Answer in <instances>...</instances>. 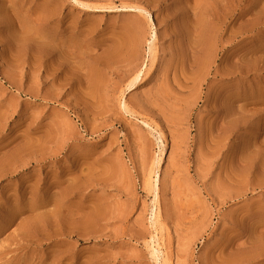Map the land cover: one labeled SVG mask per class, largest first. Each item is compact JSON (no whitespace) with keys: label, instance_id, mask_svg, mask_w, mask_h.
Wrapping results in <instances>:
<instances>
[{"label":"rangeland","instance_id":"rangeland-1","mask_svg":"<svg viewBox=\"0 0 264 264\" xmlns=\"http://www.w3.org/2000/svg\"><path fill=\"white\" fill-rule=\"evenodd\" d=\"M77 1L0 0V264H264V0Z\"/></svg>","mask_w":264,"mask_h":264},{"label":"bare ground","instance_id":"bare-ground-1","mask_svg":"<svg viewBox=\"0 0 264 264\" xmlns=\"http://www.w3.org/2000/svg\"><path fill=\"white\" fill-rule=\"evenodd\" d=\"M74 3L84 7V5H82L80 2H78L77 0H72ZM86 8H88L87 6H85ZM89 9V8H88ZM95 10H98V11H112V10H116V11H120V12H141L142 10L138 7H135V6H130V5H123L121 7H116V8H110V6L108 8H100V9H95ZM135 24V23H134ZM152 36H155V33L152 31ZM138 78H139V75H137L133 81L130 83L129 88H133L136 84V82L138 81ZM158 159V158H157ZM159 163V162H158ZM156 164V163H155ZM152 171H150L151 173ZM155 173V172H154ZM150 179V178H149ZM159 175L158 173H155V178L154 180H152V189L153 191L158 192L159 190V186H158V183H159ZM161 183V182H160ZM69 184V183H68ZM157 195V193H156ZM155 195V196H156ZM70 216V215H69ZM157 219V218H156ZM154 228V227H153ZM156 240V239H155ZM159 248V247H158ZM153 256H155V259H158V255H156L155 253H159V251H156V249H153ZM69 253V252H68ZM157 261V260H156Z\"/></svg>","mask_w":264,"mask_h":264}]
</instances>
